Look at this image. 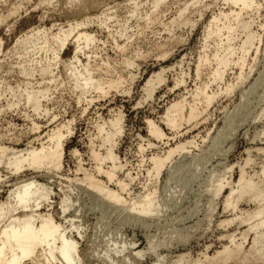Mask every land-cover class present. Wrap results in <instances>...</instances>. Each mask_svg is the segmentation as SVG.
<instances>
[{
  "label": "bare ground",
  "instance_id": "6f19581e",
  "mask_svg": "<svg viewBox=\"0 0 264 264\" xmlns=\"http://www.w3.org/2000/svg\"><path fill=\"white\" fill-rule=\"evenodd\" d=\"M46 1L49 0H42V2ZM204 1L182 2L183 5L180 9L178 8L176 16L164 25H169L170 28L181 26L193 28L195 22L191 19V15L197 13L201 16L203 8H210ZM162 2L163 0H152V9H159ZM76 3H78V13L87 8L97 7L96 0H78ZM129 3L133 5L130 8V17H137L140 14V0H128L127 4ZM224 3L230 4L235 9L238 8L236 9L238 11L231 9L229 12H222L220 10L218 14L212 15L204 27L203 45L200 50H210L206 47L208 40L212 37L218 39V42H214V47L209 53L204 52L199 55L196 67L198 74L201 66L208 65L211 80L206 78L208 80L206 86L217 82L218 88L227 70L233 66H238L237 80L241 84L244 83L247 78L242 77L241 74L246 66L245 57L251 50L258 51L255 43L260 41L257 32L253 30L254 20L249 18L246 21L242 17V13H248L249 10L257 13L260 10V2L224 0ZM146 15V22L154 20L151 12ZM102 17L104 22L101 20ZM84 18L56 32L40 28L36 32H28L19 40L17 38L18 41H14L16 46L14 56L18 60L22 58V63L16 64L21 73L20 76L30 80L34 78L37 71L42 76L53 77L56 74L53 72L54 68H58L61 64L62 71L69 79L71 91H76L79 94L78 97H83L85 101L91 100V94L94 92H100L104 96L107 93L104 82L94 78L91 66L88 63H81L77 54H84L83 51L88 50V46L96 42L94 34L82 30V27L97 20L101 21L98 24L110 30L106 22L108 24L115 22L116 16L101 12L95 18L86 17V15ZM126 32L128 30L124 28V32H118V34L114 32V36L120 38ZM73 34H75L74 37ZM71 36L74 39L73 58L64 62L59 53ZM124 38H128V34ZM112 42L116 48L118 45L116 46L114 38ZM120 47L118 50L122 49ZM40 54L42 62H40ZM166 55V53L163 54V57ZM29 57L30 62H26ZM134 64L132 60H125L127 68H132ZM163 73L164 71L161 70L146 81L143 92L147 99L152 98L155 88L163 83ZM29 80L24 82V88H22L26 106L30 105L34 113L48 112L46 108H43L42 101L48 98L49 89L45 87L34 89ZM42 82H38L36 86H42ZM46 82L52 84L54 78ZM121 82L122 77H118L116 80L109 81L106 86L118 88ZM233 88V86H227L224 92L229 94ZM7 90L16 98L20 92V86L16 88L8 86ZM219 94H209L206 88H200L194 92L191 104H187L184 100L170 104L162 120L170 130H179L182 121L188 124L200 116ZM196 100H198V106L201 104L204 110L198 109ZM17 104L14 100L8 108H13ZM122 116L124 115L119 113L108 122L98 124L96 130L99 150L91 149L90 154L94 161V168L85 169L81 163H78L71 177H64L62 174L64 142L71 133V127L68 128L67 125L62 124L53 130L50 128L52 131L46 135V142L40 143L39 139L38 147L27 146L17 150L0 145V264H143L146 259L149 260V264H264V123H261L260 129L252 137V141L262 142L260 147L255 148V152L263 155L258 169L252 168L255 159L252 152L247 150L246 157L236 166V180L233 179L235 166L222 165V174H218L215 178L211 175L205 189L211 196L207 202V209L211 214L216 209L217 198L222 199V211L231 213L230 218L220 220L218 226L225 228L236 223L237 226L245 229L239 233V238H236L235 234H226L224 238L228 244L222 245L213 254L201 253L193 258L189 253L170 256L168 253L161 252L162 248L172 247L173 241L184 244L191 236L189 233H180L179 228L161 230L160 222L166 212L167 204L165 200H162L156 187L162 171L167 169L170 173L174 169V157L185 153L187 146L192 142L177 143L168 147L163 155L150 156L151 167L147 170L148 182L142 185L141 192L134 193L132 183L137 178L125 172V165L121 164L115 154L116 138L123 133ZM254 120L264 121V108ZM240 124V120L234 121L231 123V129L235 130ZM147 126L148 132L156 140L164 137L162 130L152 120H148ZM228 135L230 136L227 133L226 138ZM225 141L224 139L222 143ZM139 150L144 149L140 146ZM224 152L219 146L213 147V152H203V155L211 160L214 157L212 153L221 157ZM76 153V150L72 152L74 155ZM105 164L109 166L105 167ZM217 172L219 171L216 170L214 174ZM120 173L122 177H119ZM242 204L248 208H241ZM86 211L100 216L93 218L95 220L93 226L96 229L90 237L85 234ZM107 220H113L115 226L112 228L106 225ZM151 226L157 230L152 234L145 233V228ZM124 228L139 230L145 246L140 248L141 244L137 236H127ZM169 233L171 236L168 239L172 242L164 244L163 240Z\"/></svg>",
  "mask_w": 264,
  "mask_h": 264
},
{
  "label": "rangeland",
  "instance_id": "374dc122",
  "mask_svg": "<svg viewBox=\"0 0 264 264\" xmlns=\"http://www.w3.org/2000/svg\"><path fill=\"white\" fill-rule=\"evenodd\" d=\"M72 1L0 0V42H2L0 44V145L17 150L27 146L38 147L40 143L46 142L45 137L53 128H59L62 124L67 125L68 128L71 127V133L70 136H66L64 142L62 174L64 177H71L80 163L85 169L94 168V161L90 154L92 150H99L96 127L121 113L124 115L122 116L123 133L116 138L115 154L121 164L125 165V172L137 178L132 183L134 193L141 192L142 185L148 182L147 170L151 167L150 156L163 155L168 147L177 143L192 142L187 146L185 153L174 157V169L170 173L167 169L162 171L156 186L162 200H165L167 204L166 212L160 222L161 230L179 228L180 233H189L191 237L188 242L181 244L170 241L169 233L163 241L164 244L172 242V247L162 248L161 252L168 253L170 256L189 253L196 258L201 253L211 255L222 245H227L228 242L224 238L226 234H235L236 238H239V233L245 228L237 226L236 223L225 228L218 226L219 221L230 218L231 213L222 211V199L217 198L216 209L211 214L207 209V202L211 196L205 189L211 175L215 178L218 174H222V165L235 166L233 179L236 180V166L246 157L247 150L252 152L255 159L252 168L257 170L263 160V155L255 152V148L260 147L262 142L252 141V137L260 129L261 123H264L262 120H254L264 108V0H256L260 2V10L257 13L252 10L242 13L244 20L247 21L249 18L254 20L253 30L260 37V41L255 43L258 51L251 50L245 57L246 66L241 76L247 79L241 84L237 80L238 66H233L225 73L220 88L217 82L206 86L208 80H211L208 65L201 66L198 74L196 73L199 55L204 52L209 53L214 47V42H218V39L212 37L208 40L206 47L210 50H200L203 45L204 27L212 15L221 11L229 12L231 9L238 11L236 10L238 8L235 9L230 4L224 3V0H205V5L210 8L202 9V17L197 13L191 15V19L195 22L193 28L190 26L170 28L169 25L164 24H168V21L176 16L178 8L180 9L187 0H163L160 8L155 10L152 9V0H140L138 18L130 17L129 12L133 5L127 4L128 0L127 2L126 0H96V8H87L86 12L83 10L80 13L76 3L78 0ZM14 8L15 11H13ZM101 12L112 13L116 16L115 22L109 24L106 22L110 30L98 24L101 21L97 20L82 27V30L94 34L96 42L90 44L88 50L83 51L84 54L77 55L81 63H88L91 66L94 78L104 82V89L107 92L104 96L100 92H94L91 94V100L85 101L83 97H78L79 94L76 91H71L69 79L62 71L61 64L58 68H54L53 72L56 74L53 77L42 76L37 71L34 78L30 80L20 76L21 73L16 64L22 63V58L18 60L14 56L16 52L14 41L17 38L19 40L28 32H36L40 28L56 32L60 28H66L70 23L85 19V15L95 18ZM150 12L154 20L146 22V14ZM101 20L104 22L103 17ZM124 28L128 30L126 34L129 40L124 38L126 34L120 38L114 36V32L116 34L124 32ZM73 37L68 39L59 53L64 62L73 58ZM112 38L116 40V46L118 45L116 48ZM118 47L122 49L118 50ZM165 53L167 55L163 57ZM125 60L134 61V66L127 68ZM26 62H30V57ZM40 62H42L41 54ZM161 70L164 71L163 83L155 88L152 98L147 99L143 87L151 76ZM118 77H122L118 88L106 86L109 81L116 80ZM50 78H54L52 84L46 82ZM28 80L34 89L40 87L49 89V100L45 98L42 101L43 108H46L48 112L34 113L30 105L26 106L22 88H24V82ZM38 82H42V86H36ZM8 86L12 88L20 86L18 97L15 98L8 92ZM227 86L234 87L229 94L224 92ZM200 88H206L209 94H220L207 110H204L201 104L198 106V100H196L198 109L204 110L200 116L188 124L182 121L179 130H170L162 120L167 107L181 100L191 104L194 92ZM14 100L18 103L17 106L8 108ZM148 120H152L162 130L164 137L161 140H156L148 132ZM236 120H240L241 124L233 130L231 123ZM227 133L230 136L226 138ZM224 139L226 141L222 143ZM140 146L144 150H139ZM219 146L225 151L221 157L214 153L211 160H208L207 156L204 157L203 152H213V147ZM74 150L77 151L76 155L72 154ZM107 165L105 164V167ZM216 170L219 172L214 174ZM209 171H211L210 174ZM119 177H122V173ZM61 182L64 184L63 180ZM85 205L88 207L87 202ZM241 208L248 207L242 204ZM85 214L87 215L85 234L90 237L96 229L93 226L95 225L93 218L100 216L96 213L90 214L89 211ZM106 225L112 228L115 226L113 220H107ZM124 229L127 236H137L141 244L140 248L145 246L139 230ZM145 230V233L152 234L157 228L151 226ZM143 264H149V260L146 259Z\"/></svg>",
  "mask_w": 264,
  "mask_h": 264
}]
</instances>
